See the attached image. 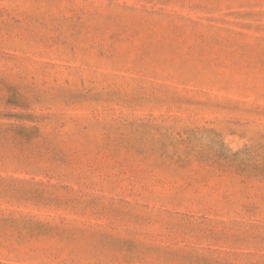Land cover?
<instances>
[{
  "label": "rangeland",
  "instance_id": "374dc122",
  "mask_svg": "<svg viewBox=\"0 0 264 264\" xmlns=\"http://www.w3.org/2000/svg\"><path fill=\"white\" fill-rule=\"evenodd\" d=\"M0 264H264V0H0Z\"/></svg>",
  "mask_w": 264,
  "mask_h": 264
}]
</instances>
